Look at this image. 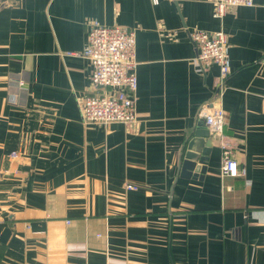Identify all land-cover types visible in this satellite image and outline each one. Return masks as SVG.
Listing matches in <instances>:
<instances>
[{
    "label": "crops",
    "instance_id": "1",
    "mask_svg": "<svg viewBox=\"0 0 264 264\" xmlns=\"http://www.w3.org/2000/svg\"><path fill=\"white\" fill-rule=\"evenodd\" d=\"M93 20L135 30L132 125L81 120ZM194 29L227 35L225 78ZM216 106L202 180L179 177ZM0 264H264V0L221 19L210 0H0Z\"/></svg>",
    "mask_w": 264,
    "mask_h": 264
},
{
    "label": "built area",
    "instance_id": "2",
    "mask_svg": "<svg viewBox=\"0 0 264 264\" xmlns=\"http://www.w3.org/2000/svg\"><path fill=\"white\" fill-rule=\"evenodd\" d=\"M212 16L221 19L237 6H251L253 0H210ZM174 37L175 33L167 34ZM189 38L196 48V62L201 69L216 64L221 79L231 72L229 42L222 29L207 31L194 29ZM82 56L89 63V84L93 92L78 97L80 117L84 123L135 122L134 96L137 89L135 58V30L121 25H106L91 21L88 25L86 43ZM203 123L209 133L222 136L224 111L211 107L202 113ZM221 175L236 174V163L229 146L221 142ZM16 156V152H12ZM127 190L138 186L127 183Z\"/></svg>",
    "mask_w": 264,
    "mask_h": 264
},
{
    "label": "water",
    "instance_id": "3",
    "mask_svg": "<svg viewBox=\"0 0 264 264\" xmlns=\"http://www.w3.org/2000/svg\"><path fill=\"white\" fill-rule=\"evenodd\" d=\"M213 135L204 126H198L187 140L178 176L202 180L213 147L218 145Z\"/></svg>",
    "mask_w": 264,
    "mask_h": 264
}]
</instances>
